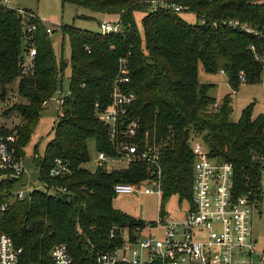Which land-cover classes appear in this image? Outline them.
Here are the masks:
<instances>
[{
  "label": "trees",
  "instance_id": "16d2710c",
  "mask_svg": "<svg viewBox=\"0 0 264 264\" xmlns=\"http://www.w3.org/2000/svg\"><path fill=\"white\" fill-rule=\"evenodd\" d=\"M60 1L116 16L122 32L102 35L75 26L62 27L71 47L70 92L64 98L54 138L42 159L36 153L35 163L42 184L67 189V193L50 195L37 190L2 212L3 204L22 179L0 182V234L10 236L15 247L22 250L19 264H54L49 253L59 244L68 247L73 264H94L95 252L111 250L122 242L120 232L112 237L114 227L145 225L116 210L113 200L117 183H137L146 178V164L112 172L98 168L92 173L84 168L90 162L87 142L91 139L99 152L113 154L108 128L98 119V113L110 105L118 61L129 53V90L136 94L133 113L141 119L142 133L163 149V199L177 194L181 200L192 201V137L205 143L210 157L232 163L243 186L248 176L258 171L253 154L264 153V114L254 119L251 106L234 122L231 96L219 105L210 95L213 85L199 80L202 65L208 74L223 72L234 92L242 85L241 75L246 84L261 83L263 5L249 0H181L196 14L197 22L192 25L173 11L151 10L146 0ZM138 12H146L145 49L135 20ZM203 18L205 25L200 24ZM230 20L248 24L255 33L223 25ZM31 24L37 27L27 45L35 50L34 69L25 76L22 19L15 10L0 6V97L6 104L8 86L18 80L17 93L24 100L4 107L3 116L17 114L20 123L14 130L1 129V133L16 136L21 157L42 111L62 87L64 71L47 28L36 19H31ZM57 160L69 173L53 178L50 172Z\"/></svg>",
  "mask_w": 264,
  "mask_h": 264
},
{
  "label": "built area",
  "instance_id": "2783aa9c",
  "mask_svg": "<svg viewBox=\"0 0 264 264\" xmlns=\"http://www.w3.org/2000/svg\"><path fill=\"white\" fill-rule=\"evenodd\" d=\"M249 1L264 6V0ZM10 2L11 0H0V6L15 10L22 19L26 49L22 74L28 76L33 73L35 50L27 48V45L37 28L31 24V19L42 21L32 11L9 7ZM146 3L151 10H170L179 15L191 12L190 6L181 0H146ZM206 23L204 18L200 21L202 25ZM213 25L218 27L217 22ZM223 25L255 33L248 24L239 20L224 21ZM100 28L102 35L122 32V25L118 20L104 21ZM47 33L52 35L53 29L47 27ZM252 49L254 50L253 47ZM130 55L129 53L119 59L117 75L111 86V103L98 113V119L108 128L113 151L112 155L98 153V168L112 172L127 169L134 164H146L148 169L144 180L137 183H117L114 193L116 196L143 193L157 195L161 199L164 193L163 149L155 139L150 141L148 135L142 133L141 119L133 113L136 94L129 90L132 75ZM240 80L246 83L244 75L240 76ZM261 82H264V74ZM65 96L60 95L57 99L60 114ZM98 106L97 104L96 107ZM190 147L194 155V181L192 207L186 219L178 222L160 218L152 227L162 228L161 237L146 235V224L134 228L114 227L112 237L120 232L122 242L111 250L95 252L94 264H264V247H258V240L254 238L252 229L255 213L259 211L260 218L263 217L264 153L259 151L253 154L252 159L258 165V171L256 175L248 176L243 186L236 178L235 166L210 157L207 146L200 138L192 137ZM120 164L125 167H119ZM68 173L69 169L57 160L50 176L57 178ZM26 174L28 170L23 157L18 153L16 136L4 135L0 128V182L20 180ZM37 190L50 195L67 193V189L44 184L42 189H28V193L16 188L3 204L2 212L13 202L23 201ZM21 256L22 250L15 247L12 238L7 234H0V264H19ZM49 257L54 264H73L69 249L64 244L54 246Z\"/></svg>",
  "mask_w": 264,
  "mask_h": 264
},
{
  "label": "rangeland",
  "instance_id": "374dc122",
  "mask_svg": "<svg viewBox=\"0 0 264 264\" xmlns=\"http://www.w3.org/2000/svg\"><path fill=\"white\" fill-rule=\"evenodd\" d=\"M9 7L22 8L30 10L42 21L44 26L53 29L51 35L53 50L57 61L64 64L62 74V87L55 95L47 107L42 111L39 124L30 140L24 148V164L28 170V174L22 179L17 190L28 193V189H42L43 184L40 181L39 171L37 169L35 158L38 152L39 158H43L46 146L53 140L55 135V125L60 114V106L57 99L60 95H68L70 92L71 77V47L68 36L64 33L62 27L65 25L75 26L76 28L87 30L94 33H100V24L104 21L115 22L116 16H105L104 14L92 12L84 7L64 4L60 0H11ZM146 12H138L135 14V20L139 35L141 38L142 48L146 46V35L143 27V19ZM181 17L189 24L194 25L197 22L196 15L192 12H183ZM201 69L203 66L200 65ZM204 71V70H202ZM208 84L213 85L210 95L220 105L227 96H231L233 101L232 120L238 122L243 111L248 107H253L252 117L255 119L264 114V82L259 84L242 83L239 89L234 92L228 84L226 77L220 73L208 74ZM203 83V84H207ZM18 80L8 86V98L6 104L0 97V128L3 130H14L20 123L17 114H11L4 117L3 112L5 106L11 107L14 104L24 102L18 93ZM1 95V88H0ZM90 162L84 165V168L90 172L98 169L97 156L99 153L97 143L94 139L87 142ZM125 167L124 164L118 165ZM42 191V190H41ZM164 196V193H163ZM165 202V203H164ZM163 206V215L161 216V207ZM113 207L137 220L146 224V235L162 236V228L152 227L160 218L164 220L183 221L188 216L192 207V201L188 199L181 200L179 195L173 194L167 199H160L157 195H145L143 193L117 195L113 200ZM260 212L257 211L252 222L254 238L258 240V247H264V208Z\"/></svg>",
  "mask_w": 264,
  "mask_h": 264
},
{
  "label": "crops",
  "instance_id": "0c3cea01",
  "mask_svg": "<svg viewBox=\"0 0 264 264\" xmlns=\"http://www.w3.org/2000/svg\"><path fill=\"white\" fill-rule=\"evenodd\" d=\"M30 11V10H29ZM105 15V14H104ZM105 16H107V15H105ZM110 17V16H109ZM118 20V19H117ZM116 20V21H117ZM202 70H204V68L203 69H201V68H199V80H200V82L201 83H207V82H209V78L205 75V70L204 71H202ZM220 74H222L223 76H225L226 77V75L223 73V72H220ZM226 80H227V77H226ZM208 84V83H207ZM48 108V107H47Z\"/></svg>",
  "mask_w": 264,
  "mask_h": 264
}]
</instances>
